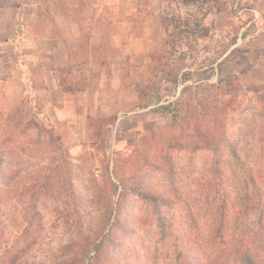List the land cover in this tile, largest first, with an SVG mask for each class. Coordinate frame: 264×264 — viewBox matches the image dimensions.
<instances>
[{
  "label": "rangeland",
  "instance_id": "374dc122",
  "mask_svg": "<svg viewBox=\"0 0 264 264\" xmlns=\"http://www.w3.org/2000/svg\"><path fill=\"white\" fill-rule=\"evenodd\" d=\"M179 1L159 22L207 9ZM45 4L63 14L45 35L75 44L74 63L54 74L64 99L53 44L36 52L21 17L20 44H0V264H240L245 250L264 264V0H219L199 44L142 35L151 16L134 14L143 41L126 44L120 10L98 23L99 0ZM200 68L212 78L183 82Z\"/></svg>",
  "mask_w": 264,
  "mask_h": 264
},
{
  "label": "crops",
  "instance_id": "0c3cea01",
  "mask_svg": "<svg viewBox=\"0 0 264 264\" xmlns=\"http://www.w3.org/2000/svg\"><path fill=\"white\" fill-rule=\"evenodd\" d=\"M47 1L48 0H0V44H12L14 48L16 47V44H20L19 40L17 39L18 36L16 35V27H18L16 25L20 17L21 21L25 22L24 26H22L21 24L22 28H26V32H28L29 36L33 37V39L28 37L27 41L29 44H36V52L42 54V50H39V47L41 48L42 44H53L54 47L49 58L51 67L48 69V72L50 74V77L52 78L51 83L53 85V89L58 91L61 94L62 98L65 99V93L68 92L61 86L58 87V84L54 79V74L56 75L59 70H63L68 67L71 63H74L72 62V57H70L69 55L70 49H75V44H67L66 46H60L57 36L45 35L48 34L46 33L48 29L56 30L58 27H60L56 17H63V14H60L56 10H47L45 8V3ZM99 1L100 9L95 15L96 21L98 23L102 21V19L100 18H103V16L108 15L107 9H111L114 11L120 10L122 13H124V15L129 16V19H127V31H130V37H127L128 39L126 38L125 40H123V42H125L126 44V41H128V44H142L143 41V37L138 34L139 23L137 24V27H134L133 14L136 15L134 17L137 18L140 15L141 19L148 15L151 16L150 21L148 20L142 25V35H145V33L149 32V30L151 31V28L154 29V35L159 31L161 32L162 26L160 25V22L158 20L157 8L159 4L165 2V0ZM70 2L72 3L73 0H68V4ZM151 6H154V9H151ZM66 16L69 20L67 22V30L69 33H71L75 26V21H72V17L75 16V11H70L69 9H67ZM48 18L52 19L49 20ZM43 22H45L47 26H45ZM6 26L8 27L7 32L4 30ZM89 49H92V47L89 46Z\"/></svg>",
  "mask_w": 264,
  "mask_h": 264
},
{
  "label": "trees",
  "instance_id": "16d2710c",
  "mask_svg": "<svg viewBox=\"0 0 264 264\" xmlns=\"http://www.w3.org/2000/svg\"><path fill=\"white\" fill-rule=\"evenodd\" d=\"M179 4L185 8L194 7L198 9H202L203 6H206V10L203 12V14L200 17H195L194 15L187 14L186 17L181 18L177 15H169L164 17H160V23L162 27L168 31V28H171L173 32L170 31V34H175L177 36V44H181V42L184 41H190L192 44H199V39L202 38L205 34H207V28L203 25V21L205 18L212 14H220L222 13V8H220L219 0H180ZM249 35V29L245 28L240 35L241 39H245ZM238 40V34H235L230 40H229V46H234L237 44ZM209 68H200L195 71H188L182 73V80L183 82L189 81L192 76H202V78L205 81H208L212 78V71L210 70L207 72ZM211 69V67H210ZM191 86H184L180 90V96H182L187 90H190ZM179 104V100L176 102L168 103L166 105L159 106L160 111L164 112H172L173 109L177 108ZM171 117H176V114H172ZM196 135L198 139L201 141L203 139L206 140L205 147L208 149H213L217 147V144L214 140V138L210 135H206L199 130L196 131ZM124 189H122V192L120 195H123ZM148 199H151L154 202L159 201L158 198L155 196H148ZM260 210L263 214V210L260 204ZM238 252L237 258L240 261V264H259L250 252ZM185 253H189L188 250L183 252V256H185ZM186 257V256H185Z\"/></svg>",
  "mask_w": 264,
  "mask_h": 264
}]
</instances>
